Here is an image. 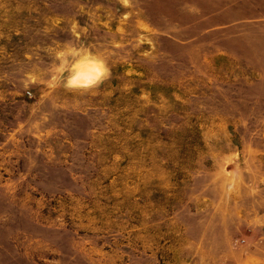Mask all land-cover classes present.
Here are the masks:
<instances>
[{"label": "rangeland", "instance_id": "obj_1", "mask_svg": "<svg viewBox=\"0 0 264 264\" xmlns=\"http://www.w3.org/2000/svg\"><path fill=\"white\" fill-rule=\"evenodd\" d=\"M0 264H264V0H0Z\"/></svg>", "mask_w": 264, "mask_h": 264}, {"label": "clouds", "instance_id": "obj_2", "mask_svg": "<svg viewBox=\"0 0 264 264\" xmlns=\"http://www.w3.org/2000/svg\"><path fill=\"white\" fill-rule=\"evenodd\" d=\"M127 3V0H124ZM190 12H196L195 6L188 8ZM66 50V49H65ZM57 64L53 67L54 73L49 84L56 80V76L62 77L63 88L69 92L87 93L99 88L111 77V68L100 55H90L86 51H81L78 56L61 57L56 56Z\"/></svg>", "mask_w": 264, "mask_h": 264}]
</instances>
